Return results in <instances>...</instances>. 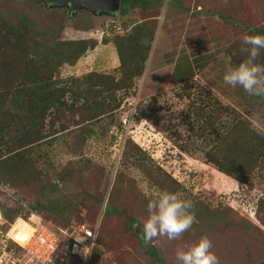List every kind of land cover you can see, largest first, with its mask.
<instances>
[{
  "label": "rangeland",
  "instance_id": "374dc122",
  "mask_svg": "<svg viewBox=\"0 0 264 264\" xmlns=\"http://www.w3.org/2000/svg\"><path fill=\"white\" fill-rule=\"evenodd\" d=\"M149 3L120 15L0 0V210L14 211L2 218L18 234L19 219L40 215L61 239L62 263L77 264L62 256L72 241L62 231L84 224L94 231L86 264H159L135 232L148 199L167 191L192 202L196 222L177 240L150 243L161 264H179L176 248L203 236L219 264H264V98L223 81L228 57L233 66L247 58L242 36L264 35V0H170L163 22L161 0ZM139 22L150 33L143 64L135 53V64L119 66L113 38ZM82 41L94 44L84 55ZM237 144L261 152L235 180L206 155L238 169ZM259 195L245 215L238 205Z\"/></svg>",
  "mask_w": 264,
  "mask_h": 264
},
{
  "label": "clouds",
  "instance_id": "9594fccd",
  "mask_svg": "<svg viewBox=\"0 0 264 264\" xmlns=\"http://www.w3.org/2000/svg\"><path fill=\"white\" fill-rule=\"evenodd\" d=\"M170 0H161L162 14L158 17L163 22ZM242 43L247 47V58L236 66L232 65L231 57L227 58L223 81L226 85L241 87L247 94L264 98V64L257 63L260 50L264 49V35H243ZM190 200L181 199L177 194L167 191H157L155 197L149 198L146 206L147 217L143 220L142 238L151 243L156 238L177 240L196 222L191 211ZM2 216V215H1ZM139 225V224H138ZM140 226V225H139ZM82 242L85 237L75 238ZM212 241L203 236L195 243L177 247L175 258L179 264H219L217 255L212 251ZM91 249L83 248L87 256Z\"/></svg>",
  "mask_w": 264,
  "mask_h": 264
},
{
  "label": "trees",
  "instance_id": "16d2710c",
  "mask_svg": "<svg viewBox=\"0 0 264 264\" xmlns=\"http://www.w3.org/2000/svg\"><path fill=\"white\" fill-rule=\"evenodd\" d=\"M148 5H152L151 3H149V0H119L118 14H120V15L124 14L127 9L139 8V7L148 6ZM19 24H20V22H19ZM146 28H147L146 25H143L140 22L135 23L134 25H132V27H130L128 29V32L125 35H123V34L117 35L113 38V43H112L113 45L112 46L114 48V51H115V54H116L118 60L120 59L119 60V66H121L122 64H125V63H127L128 65L130 63L135 64V59L137 57L136 54H138V56H139V58H138L139 65L142 66L143 61L145 59V52H146V49L148 47L147 43L150 41V33L148 34V32L145 30ZM145 40H147V41H145ZM110 41L111 40H109V39H102V43H106V42H110ZM82 43L84 46L82 47V49L79 52L81 55H84L87 52V50L92 49V47L94 46V44H93V46H92V44H89L88 41L87 42L82 41ZM132 46L135 48L137 47L136 49H138V50L134 51L130 57L123 60V55L121 56L120 52H122L124 48L127 50L128 48H130ZM65 59L68 60L69 58H65ZM139 70H141V67L138 68L136 71H133L134 72L133 74H138ZM6 78H7V76H5V79ZM5 79H0V96L5 95L4 93H5V90L8 86L7 85L8 81L4 82ZM9 82H11V81H9ZM2 83H4V86H2ZM22 95L15 92V93H12V96H11V100L16 104L18 109H21L22 107H24V105L26 103L25 102V96L24 95L22 96ZM23 97H24V99H23ZM51 106H53V105L51 104ZM40 108L41 107L39 106V104H34V101L31 100L30 112H33V114L36 113L37 115H39L38 112L40 111ZM36 119H35V121H36ZM233 149H234V155L236 158L235 162H237V160H238V163H237L239 166L238 169H236L234 167L233 162L230 163V164H232V167H230L232 169L224 168L222 166L221 162L209 153L206 155V158H207L208 162H211L213 165H215V167L218 171H220L221 173H224L225 175L230 176L231 178L236 180V179H240L246 175H249L253 171V169L256 168V165L258 164V158H259L261 150H259L258 147L254 146V145H252L250 147L248 146V148H246V146H243V148H238V144H237V147H233ZM229 159L227 157V164L230 162ZM244 196H247V194L244 193ZM252 198H253V200H250V201L246 200L244 202H241L240 205H238V207H240L242 209L243 213L247 216L251 212H253V214H256V207L258 206L259 202L262 199V197H260V195L257 197H252ZM231 208L237 210V207H235V208L231 207ZM112 210H113V208L111 206H109V205L104 206L102 214L107 215ZM116 212H118V211H116ZM13 213H14V211L12 212L11 210L6 209L3 212L2 217L6 218V219L11 218ZM29 214H31V213H28L26 215V217ZM40 218H41V216H40ZM133 222H134V219L128 218V224L129 225L132 224ZM8 231L13 236H15L17 233V231L14 232L13 228H11V227L9 228ZM135 234L138 238V234L136 232H135ZM20 235H21V233H18L16 235V237H19ZM138 240H139V238H138ZM68 247H69V245H68ZM145 252L148 255L154 257L159 262V264H161V261H162L161 255L158 252H156L151 246ZM88 259H89V257H88Z\"/></svg>",
  "mask_w": 264,
  "mask_h": 264
},
{
  "label": "built area",
  "instance_id": "2783aa9c",
  "mask_svg": "<svg viewBox=\"0 0 264 264\" xmlns=\"http://www.w3.org/2000/svg\"><path fill=\"white\" fill-rule=\"evenodd\" d=\"M133 113H127L121 117V122L129 123ZM27 227L25 239L18 242L9 236L8 230L15 222H8L0 216V264H66L57 251L60 248L61 239L52 231L40 216L29 214L24 219H19ZM72 240L62 256H69L76 260L77 264H86L90 253L85 256L83 248L89 247L92 250L94 245V231L84 224L70 232L62 231ZM85 237L82 242L75 238ZM91 252V251H90Z\"/></svg>",
  "mask_w": 264,
  "mask_h": 264
},
{
  "label": "water",
  "instance_id": "95a60500",
  "mask_svg": "<svg viewBox=\"0 0 264 264\" xmlns=\"http://www.w3.org/2000/svg\"><path fill=\"white\" fill-rule=\"evenodd\" d=\"M48 6L66 7L69 12L84 9L93 14H114L119 8V0H38ZM4 210H0V216ZM139 243L145 250L149 249L150 243H146L141 233H137Z\"/></svg>",
  "mask_w": 264,
  "mask_h": 264
},
{
  "label": "bare ground",
  "instance_id": "6f19581e",
  "mask_svg": "<svg viewBox=\"0 0 264 264\" xmlns=\"http://www.w3.org/2000/svg\"><path fill=\"white\" fill-rule=\"evenodd\" d=\"M22 228H23V230H25V231H24V232H20L21 235H20L19 237H16V235H15L16 238H14V236H13V235H10V233H9V231H8L9 236L12 237L13 239H15V240L18 241V242L22 241L23 239H25V237H26V235H27V227H22ZM18 233H19V232H18ZM16 234H17V233H16Z\"/></svg>",
  "mask_w": 264,
  "mask_h": 264
},
{
  "label": "crops",
  "instance_id": "0c3cea01",
  "mask_svg": "<svg viewBox=\"0 0 264 264\" xmlns=\"http://www.w3.org/2000/svg\"><path fill=\"white\" fill-rule=\"evenodd\" d=\"M92 50V49H91ZM103 53H105L106 52V50H103L102 51ZM112 52H114L115 53V51H112ZM115 55V54H114ZM112 56H113V54H112ZM100 57V56H99ZM102 57V56H101ZM108 57V56H107ZM109 57H111V54L109 55ZM103 59H104V57H103Z\"/></svg>",
  "mask_w": 264,
  "mask_h": 264
}]
</instances>
